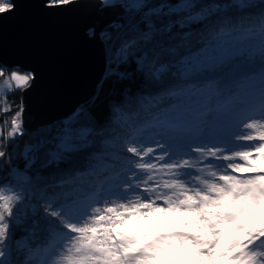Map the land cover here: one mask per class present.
<instances>
[{"label": "snow or ice", "instance_id": "snow-or-ice-1", "mask_svg": "<svg viewBox=\"0 0 264 264\" xmlns=\"http://www.w3.org/2000/svg\"><path fill=\"white\" fill-rule=\"evenodd\" d=\"M74 3L47 0L46 6ZM96 7L102 23L89 35L106 53V90L77 120L86 121L89 134L96 132L100 139L108 125L120 121L130 94L160 82L166 62L176 69L170 75L177 79L167 87L177 98L188 78L215 70L219 62L213 57L201 61L206 49L178 54L180 31L205 16L193 15L201 7L193 0H99ZM16 8V0H0V15ZM178 12L187 16L177 18L173 13ZM244 34L259 41L255 100L240 92L198 113L177 110L164 119L127 124L121 137L123 170L114 169L90 193L57 191L55 183L22 191L0 185V264H20L13 259L12 230L26 207L34 216L39 213L33 235L39 230L47 241L28 248L25 264H264V17ZM6 72L0 67V77ZM37 76L35 69L11 71L0 83V97L13 85L27 90ZM207 86L218 91L214 80ZM11 110L6 97L0 99V112ZM22 116L23 101L12 114L6 139L23 135ZM68 135L60 137L68 153L60 158L71 163ZM72 144L91 156L83 132ZM6 155L0 150V158ZM25 192L37 203L25 204ZM27 246L26 240L16 242L17 249ZM52 255L58 259L51 261Z\"/></svg>", "mask_w": 264, "mask_h": 264}, {"label": "trees", "instance_id": "trees-1", "mask_svg": "<svg viewBox=\"0 0 264 264\" xmlns=\"http://www.w3.org/2000/svg\"><path fill=\"white\" fill-rule=\"evenodd\" d=\"M180 2L181 0H167L168 4ZM193 2L201 6L193 15L204 12L205 16L192 21L180 31L179 35L182 39L177 42L178 54L188 56L190 51L206 49V53L201 51L200 59L203 61L216 55L219 62L215 70L209 68L202 75L188 78L187 86L180 91L177 98L169 95L167 87L169 83L176 81L177 78L170 75L176 69L166 62L167 70L160 78V82L144 85L143 91L130 94L121 109L120 121L107 126L103 139H100L96 132L89 134L86 121L77 120V116L82 109L90 112L97 97H101L102 90H106L105 72L94 95L87 103L74 109L67 117L39 125L35 130L23 127V135L11 140L6 137L11 129L12 114L21 105L22 90L12 88L6 91L0 99L6 97L7 102L12 105V110L8 113L0 112V131L3 133V137H0V150L7 153L6 157L0 158V185L22 191L35 187L47 189L48 185L55 183L58 185L57 191L90 193L106 178L113 176L114 169L123 170L125 154L119 143L127 124L133 122L143 124L145 121L157 118L164 119L177 110L198 113L215 108L218 103H224L229 96L240 92L255 100L259 95L261 57L243 53L234 58L224 59L216 54L215 47L217 45L219 47L222 40L230 37L256 38L245 35L244 29L258 25L260 19L264 17L262 0H193ZM173 15L180 18L186 17L187 13L178 12ZM209 21L212 22L211 27L207 26ZM105 58L107 67L106 53ZM0 67L6 69L8 75L9 69L1 63ZM235 68H239L240 71H233ZM6 75L0 77V82ZM139 78L140 73L137 72L135 79ZM209 80L216 82L218 91L215 86H207ZM65 131L69 133L66 139L68 147L72 150L71 163L68 159L60 158L68 155L60 139ZM81 132L89 140L88 148L91 156L88 158L72 144V139L78 138ZM46 161L50 162L46 163ZM24 177L29 179L26 180ZM24 203L36 204L37 201L25 192ZM38 219L39 213L34 216L31 207H26L21 209L14 225L13 259L19 260L20 264H25L28 248L44 246L47 241V236L39 230L33 235L32 222ZM21 240H26L28 246L17 249L16 242Z\"/></svg>", "mask_w": 264, "mask_h": 264}, {"label": "water", "instance_id": "water-1", "mask_svg": "<svg viewBox=\"0 0 264 264\" xmlns=\"http://www.w3.org/2000/svg\"><path fill=\"white\" fill-rule=\"evenodd\" d=\"M47 0H16L0 15V63L8 69H35L36 82L22 90L23 127L67 117L94 95L106 69L105 51L89 35L102 23L99 0H75L58 8Z\"/></svg>", "mask_w": 264, "mask_h": 264}, {"label": "rangeland", "instance_id": "rangeland-1", "mask_svg": "<svg viewBox=\"0 0 264 264\" xmlns=\"http://www.w3.org/2000/svg\"><path fill=\"white\" fill-rule=\"evenodd\" d=\"M215 48L217 51L216 54H218L221 58H224V59L228 58V57L234 58L235 56L240 55L242 52L246 53L247 55H250V56H256L257 55L258 58L261 57L260 51H259L258 38H245V39H243V38H239V37H230L228 39L222 40L219 44V47L217 45V47H215ZM222 48H224L225 50ZM210 57L217 59L216 55L210 56ZM203 61L206 62V61H208V59L203 60ZM260 62H261V60H260ZM11 71H21V70L9 69L8 73H10ZM6 78H7V75L0 83H2ZM12 88H15L14 85L12 86ZM119 144L121 145V143H119ZM256 219H260V217L257 216ZM56 251H59V249H57ZM57 259H58V257L56 255L51 256V261H55Z\"/></svg>", "mask_w": 264, "mask_h": 264}]
</instances>
